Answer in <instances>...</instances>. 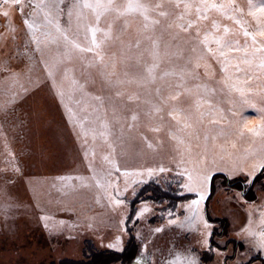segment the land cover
Listing matches in <instances>:
<instances>
[{
  "label": "rangeland",
  "instance_id": "rangeland-1",
  "mask_svg": "<svg viewBox=\"0 0 264 264\" xmlns=\"http://www.w3.org/2000/svg\"><path fill=\"white\" fill-rule=\"evenodd\" d=\"M203 2L0 1V264H264V0Z\"/></svg>",
  "mask_w": 264,
  "mask_h": 264
},
{
  "label": "snow or ice",
  "instance_id": "snow-or-ice-1",
  "mask_svg": "<svg viewBox=\"0 0 264 264\" xmlns=\"http://www.w3.org/2000/svg\"><path fill=\"white\" fill-rule=\"evenodd\" d=\"M15 2H16V3H19L20 0H15ZM108 6H110V5H108ZM108 6L97 5V7H108ZM178 6H179V5H177V7H178ZM135 7L139 8V7H142V6H140V5H136ZM157 7H159V5H157ZM190 7H191V5L186 4V5H185V10L187 11ZM201 7H202L205 11H207V10L210 9V8H211V9H217V10L225 9V8H230L231 5H223V4H221V5L218 6V5L214 4V3H213V4H208V3L206 2V0H204V2L202 3ZM133 8H134V6H133L132 4H129V5H128V11H132ZM235 10L238 11V9H235ZM196 11H197V14H198V15H197V20H199V19H206V18H207L206 16H200V15H199V13H200V11H201V8H200V7H198V8L196 9ZM259 12H260L261 14H264V5H262V6L259 8ZM4 15L7 16L8 13L5 12ZM160 15H161V16H165L166 13L161 12ZM249 15H251V16H253V17H257L256 12H250ZM230 18H233V17H230ZM177 19H183V16L181 15V16L177 17ZM97 21H99V16H97ZM25 22L27 23V21H25ZM153 23H157V22L154 21ZM194 23H195V21H191V20H190V21L187 22L186 25H185V24H181V25H179V27L182 28V29H184L185 31H187L188 28L193 27ZM236 23L239 24L240 21H239V20H236ZM257 24H258L259 27H260V35H261V36H264V22H261L260 18H257ZM28 26H29V28L32 27L31 24H29ZM215 26H216V25L214 24V27H215ZM169 27H171V24L169 25ZM225 31H227V29H225ZM92 34H93V43H95V39H94V37H95V29H93V33H92ZM244 34H245L246 36L249 35V33H248L247 31H245ZM106 35H107V34H106ZM252 38H253V40H255V36H253ZM215 42H216L218 45H220V43H221V42H220V39H216ZM202 43H204V44H207V43H208V38H207V36H205V38H204V40L202 41ZM154 46H155V42H154ZM228 46H229L228 44L222 45V47H228ZM209 51H211V49H209ZM148 71H149V73H151V72H152V68H149ZM164 75H169V73H165ZM153 79H154V77H153ZM172 98L175 99V97H172ZM132 119L135 120L136 117L133 116ZM248 131L251 132L253 135H259L261 131H264V128H261V129L251 128V129H248ZM256 167L259 168V169H261V170H264V163H260V164L256 165Z\"/></svg>",
  "mask_w": 264,
  "mask_h": 264
},
{
  "label": "trees",
  "instance_id": "trees-1",
  "mask_svg": "<svg viewBox=\"0 0 264 264\" xmlns=\"http://www.w3.org/2000/svg\"><path fill=\"white\" fill-rule=\"evenodd\" d=\"M212 190L214 187V177L212 178ZM90 248H87L86 259H65L60 264H113L114 262H128L129 259H134L137 251V243L133 236H131L127 247L123 251H115L108 248L98 249L92 241ZM87 243V244H88ZM86 255V254H85Z\"/></svg>",
  "mask_w": 264,
  "mask_h": 264
},
{
  "label": "crops",
  "instance_id": "crops-1",
  "mask_svg": "<svg viewBox=\"0 0 264 264\" xmlns=\"http://www.w3.org/2000/svg\"><path fill=\"white\" fill-rule=\"evenodd\" d=\"M258 117L254 120L253 124L263 123L264 124V107H260L258 109Z\"/></svg>",
  "mask_w": 264,
  "mask_h": 264
},
{
  "label": "built area",
  "instance_id": "built-area-1",
  "mask_svg": "<svg viewBox=\"0 0 264 264\" xmlns=\"http://www.w3.org/2000/svg\"><path fill=\"white\" fill-rule=\"evenodd\" d=\"M0 1L5 2V1H8V0H0Z\"/></svg>",
  "mask_w": 264,
  "mask_h": 264
},
{
  "label": "water",
  "instance_id": "water-1",
  "mask_svg": "<svg viewBox=\"0 0 264 264\" xmlns=\"http://www.w3.org/2000/svg\"><path fill=\"white\" fill-rule=\"evenodd\" d=\"M200 199H201V197H200ZM207 200V199H206Z\"/></svg>",
  "mask_w": 264,
  "mask_h": 264
}]
</instances>
